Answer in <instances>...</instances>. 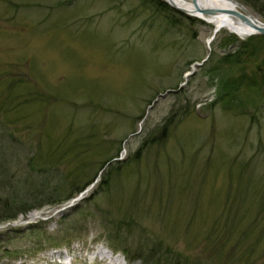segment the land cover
<instances>
[{
	"label": "rangeland",
	"instance_id": "obj_1",
	"mask_svg": "<svg viewBox=\"0 0 264 264\" xmlns=\"http://www.w3.org/2000/svg\"><path fill=\"white\" fill-rule=\"evenodd\" d=\"M185 16L0 0V264H264V36Z\"/></svg>",
	"mask_w": 264,
	"mask_h": 264
},
{
	"label": "bare ground",
	"instance_id": "obj_2",
	"mask_svg": "<svg viewBox=\"0 0 264 264\" xmlns=\"http://www.w3.org/2000/svg\"><path fill=\"white\" fill-rule=\"evenodd\" d=\"M169 1L173 2L175 6L183 9L185 12L194 15V17H197L204 22L213 25L214 32H217L220 29H226L229 32L234 33L241 39L254 34L255 31L237 17L230 15L228 11H238L252 20H259L249 11L245 10L239 4L232 0H196V5H194L191 0ZM204 9H212L214 10V13L209 15L202 14L200 11ZM209 42L210 40L207 43ZM103 258L105 259V257ZM105 261L107 262V264H114V261L109 257L105 259Z\"/></svg>",
	"mask_w": 264,
	"mask_h": 264
},
{
	"label": "trees",
	"instance_id": "obj_3",
	"mask_svg": "<svg viewBox=\"0 0 264 264\" xmlns=\"http://www.w3.org/2000/svg\"><path fill=\"white\" fill-rule=\"evenodd\" d=\"M148 4H151L155 9L156 11L158 12H164L165 13V17H166V20H168L169 22H175V20L173 21L171 18L172 17V14L174 15H182V16H185L183 15L182 13L174 10L173 8L169 7L165 2L163 1H160V0H145ZM186 18H188L187 16H185ZM257 39H261L262 37H256ZM225 46V45H224ZM243 48H246L244 45H242L241 49H239L236 53L233 52V53H228L229 55L227 57H224L226 54L223 55L222 57V60L223 61H228L230 60L231 57L235 56V54L239 53L241 50H243ZM232 54V55H231ZM234 54V55H233ZM3 206V205H1ZM6 207H7V204H6ZM28 209H24V207L22 208H18L12 212H10L9 214H5V215H2L3 213H0V221L2 220H12V219H15V217L17 216V214L19 213H25ZM56 243H53L52 245H55ZM50 246V244H49ZM123 253H126L125 250H123ZM138 257L136 259H141V255L138 254L137 255ZM153 258H154V262L156 261H159L158 260V257H155V255H153ZM151 260V257L149 258V261ZM166 260V259H165ZM143 262H145V259H143ZM158 264V263H156ZM165 264H169V263H165ZM177 264V263H176ZM183 264H190L189 262H183Z\"/></svg>",
	"mask_w": 264,
	"mask_h": 264
},
{
	"label": "water",
	"instance_id": "obj_4",
	"mask_svg": "<svg viewBox=\"0 0 264 264\" xmlns=\"http://www.w3.org/2000/svg\"><path fill=\"white\" fill-rule=\"evenodd\" d=\"M165 3H167L171 8H173V9H175V10H177V11H179V12H181V13H184V14H186V15H188V16H194V15H192V14H189V13H187V12H185L183 9H180V8H178L177 6H175L174 4H173V2H171V1H169V0H163ZM192 1V3L194 4V5H196V0H191ZM233 1V0H232ZM235 2V1H234ZM238 4V3H237ZM197 8V7H196ZM202 14H207V15H209V14H212V13H214V10H212V9H204V10H201L200 11ZM228 13L230 14V15H232V16H235V17H237L238 19H240L242 22H244V23H246L248 26H250L254 31H255V33L254 34H252V35H258V36H264V23L263 22H261V21H259V20H257V19H250V18H248L246 15H244V14H242V13H240V12H238V11H228Z\"/></svg>",
	"mask_w": 264,
	"mask_h": 264
}]
</instances>
